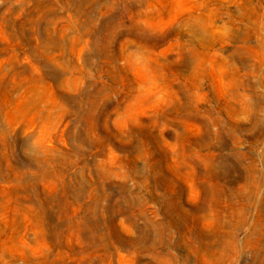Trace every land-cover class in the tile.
I'll list each match as a JSON object with an SVG mask.
<instances>
[{"label": "rangeland", "instance_id": "1", "mask_svg": "<svg viewBox=\"0 0 264 264\" xmlns=\"http://www.w3.org/2000/svg\"><path fill=\"white\" fill-rule=\"evenodd\" d=\"M0 264H264V0H0Z\"/></svg>", "mask_w": 264, "mask_h": 264}, {"label": "bare ground", "instance_id": "2", "mask_svg": "<svg viewBox=\"0 0 264 264\" xmlns=\"http://www.w3.org/2000/svg\"><path fill=\"white\" fill-rule=\"evenodd\" d=\"M4 26V25H3ZM5 27V26H4ZM5 29V28H4ZM234 56V55H233ZM234 59V58H233ZM242 248V247H241Z\"/></svg>", "mask_w": 264, "mask_h": 264}]
</instances>
